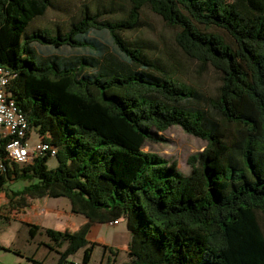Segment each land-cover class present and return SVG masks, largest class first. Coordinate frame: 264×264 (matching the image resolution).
I'll list each match as a JSON object with an SVG mask.
<instances>
[{
    "label": "trees",
    "instance_id": "trees-1",
    "mask_svg": "<svg viewBox=\"0 0 264 264\" xmlns=\"http://www.w3.org/2000/svg\"><path fill=\"white\" fill-rule=\"evenodd\" d=\"M125 1L115 13L84 4L68 23L29 31L54 1L0 0L7 99L56 148L19 164L1 144L0 191L9 196L5 184L23 180L9 198L27 206V198L63 196L87 218L76 230L44 228L64 245L55 264H88L97 244L87 237L91 225L121 217L126 264H264V0ZM144 7L175 29L186 57L216 72L212 93L128 36L143 25ZM92 33H106L111 49ZM34 44L88 54L44 57ZM172 125L206 141L187 174L143 150ZM23 222L31 236L41 229ZM79 249L80 262L70 261Z\"/></svg>",
    "mask_w": 264,
    "mask_h": 264
},
{
    "label": "rangeland",
    "instance_id": "rangeland-1",
    "mask_svg": "<svg viewBox=\"0 0 264 264\" xmlns=\"http://www.w3.org/2000/svg\"><path fill=\"white\" fill-rule=\"evenodd\" d=\"M53 1L54 6L48 8L43 15L35 18L29 26V31L43 27L53 28L56 23H68L74 15L79 13L84 4H88L93 8L99 2L104 4L106 8L114 7V13L119 12L120 4L127 5L125 0ZM111 2L112 4L109 5ZM141 17L143 25L136 31L128 32V36H140L150 42L151 52L166 61L174 75L193 84L207 94L212 93L218 84L216 72L210 67L201 69L196 60L186 57L174 42L175 29L167 25L160 16L149 8L144 7ZM91 35L97 36L103 43L109 45V50L111 49L106 33H92ZM34 47L44 57L49 55L71 57L79 54H88L86 49L76 47L62 46L52 48L39 44H34ZM157 135L161 136L162 139L147 141L143 150L156 152L168 161H174L177 168L184 174L189 173L191 169L188 163L189 157L202 151L206 145L204 139L188 134L178 125H172L166 130L158 132ZM28 140L31 144L39 140L35 128L30 129ZM55 164V157L48 159L47 165L49 168L54 167ZM25 184L26 182L23 180H13L11 182L8 181L5 184V188L9 196H11L12 191L21 189ZM9 196L4 191H0V244L10 249H0V264H35L29 259L31 256L47 264H54L59 257V251L63 250L64 245L58 246L54 244L44 230H40L34 236H31L28 226L21 220L32 216L33 213L27 211L20 214L23 209L21 201L16 197L9 198ZM39 201L41 205L45 206L46 202V206L56 208L63 211V213L65 210L70 211V201L63 196L46 197ZM70 217L76 224L79 219H82V216L77 214H72ZM65 218L66 216L63 214L62 219ZM91 227L87 236L89 235V238L96 241L97 244L94 246L88 264H126L128 262L127 250L130 240L126 218H119L117 224L97 222V226H93L92 229ZM103 245H107L108 248L105 249ZM82 251V249H79L69 257V260L73 262L79 260L82 256Z\"/></svg>",
    "mask_w": 264,
    "mask_h": 264
},
{
    "label": "built area",
    "instance_id": "built-area-1",
    "mask_svg": "<svg viewBox=\"0 0 264 264\" xmlns=\"http://www.w3.org/2000/svg\"><path fill=\"white\" fill-rule=\"evenodd\" d=\"M11 75L0 65V146L3 144L5 156L19 164L29 162L33 157L49 152L55 155L56 148L43 141L37 140L31 144L30 126L24 113H22L12 100L7 99L6 86ZM3 168L0 149V169ZM117 224L118 220L111 222Z\"/></svg>",
    "mask_w": 264,
    "mask_h": 264
},
{
    "label": "crops",
    "instance_id": "crops-1",
    "mask_svg": "<svg viewBox=\"0 0 264 264\" xmlns=\"http://www.w3.org/2000/svg\"><path fill=\"white\" fill-rule=\"evenodd\" d=\"M11 181H13V180H11ZM45 198L46 197H43V198H27V200H26L27 206H25L24 204L21 203L23 205L22 206L23 209L21 210L20 214H22L23 212L26 213L27 211H30L33 213L32 216L25 217L21 221H25V219H26L27 222L36 223V224L40 225V227H41L40 230H44V228H48V227L54 228V229H61V230L62 229L74 230V229H77L81 224H83L84 222L87 221V218L85 216H83L81 214H77L79 216H82L81 217L82 219H79V222L76 224L74 222V220L70 217V216H72V214L76 215V213H73L71 211V205H70V211L65 210L64 213H63V211H60L56 208L46 206L47 205L46 202L44 204L45 206L41 205L40 204L41 202L39 200H42ZM63 214L66 216L65 219H62ZM93 226H97V223H93L91 229L93 228ZM87 237L89 240H91V238H89L90 237L89 235ZM80 260H81V258L79 260H75L74 262L79 263ZM45 264H47V263H45Z\"/></svg>",
    "mask_w": 264,
    "mask_h": 264
}]
</instances>
